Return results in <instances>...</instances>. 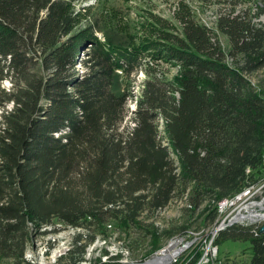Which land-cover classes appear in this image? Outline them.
Here are the masks:
<instances>
[{
  "label": "trees",
  "instance_id": "obj_1",
  "mask_svg": "<svg viewBox=\"0 0 264 264\" xmlns=\"http://www.w3.org/2000/svg\"><path fill=\"white\" fill-rule=\"evenodd\" d=\"M77 1L0 0V261L30 264L31 225L91 230L121 215L136 224L179 191L218 222L219 203L264 178V80H250L264 69V26L246 12L219 17L229 55L243 57L236 68L213 31L184 14L180 47L194 52L179 58L175 82L147 72L130 111L114 75L137 72L144 46L109 45L92 27L76 34ZM260 230L233 225L215 244L249 242V264H264ZM82 237L58 264H76Z\"/></svg>",
  "mask_w": 264,
  "mask_h": 264
},
{
  "label": "rangeland",
  "instance_id": "obj_2",
  "mask_svg": "<svg viewBox=\"0 0 264 264\" xmlns=\"http://www.w3.org/2000/svg\"><path fill=\"white\" fill-rule=\"evenodd\" d=\"M230 10L235 13L246 12L258 27L264 26V0H78L74 9V14L78 16L75 33L92 27L95 36L109 45L144 46L137 72L128 76L120 73L114 75V93L118 96L128 95L127 106L130 111H134L142 83L149 78L147 72L167 82H175L183 70L179 58L185 57V53L194 52L189 44L181 48L180 41H186L182 27L183 15L186 13H191L200 26L213 31L226 54L225 62L228 65L236 68L243 65L242 56L231 58L229 41L218 29L219 17ZM81 57L84 58L83 53ZM83 70L79 67V71ZM250 80L252 86L260 87L264 80V69L253 74ZM5 86L10 88L11 84L6 82ZM131 118L129 114L128 125H132ZM160 130L164 131L162 121ZM173 159L176 160L175 157ZM241 196L242 193L229 200L233 202L225 207H222L223 203L228 200L219 203L218 222L212 221L214 208L206 211L207 203H204L195 209L187 193L182 195L179 191L166 208L146 210L136 224H128L125 215H121L118 220L107 218L103 226L93 225L91 230L72 228L58 221L40 229L31 225L24 260L30 264H58L75 246L76 237L83 235L73 255L76 264L110 261L120 264L143 263L159 256L170 244H180L179 241L182 243L175 249L187 244L190 246L184 253L187 255H183L186 257L184 262L189 261L192 253H188L196 245H203L201 257L208 252L210 262L202 264H249L252 257L249 242L225 241L218 245V250L215 244L220 233L229 228L225 225V229L216 234L222 223L226 220L228 224L243 205L261 201L264 188L253 198L238 201ZM235 225L257 229L264 225V221L256 224L239 222ZM82 247L84 253L79 252ZM14 263L12 259L0 261V264Z\"/></svg>",
  "mask_w": 264,
  "mask_h": 264
},
{
  "label": "bare ground",
  "instance_id": "obj_3",
  "mask_svg": "<svg viewBox=\"0 0 264 264\" xmlns=\"http://www.w3.org/2000/svg\"><path fill=\"white\" fill-rule=\"evenodd\" d=\"M231 220L237 221L238 223L239 222H248L250 224H256V223L263 222L264 221V198L259 202L243 205L241 207V209L239 210L238 215L233 217ZM225 225H226V223L222 224V226L219 227V229L216 231V233L223 231L225 229L224 228ZM179 243L181 244L182 242L179 241ZM180 244H177L178 247ZM187 245H183L182 247H180L178 249H173L171 252L172 255L178 254L181 250H183L181 248L186 247ZM160 256H161V254L158 256L156 261H159L158 264H165L166 261L163 260L164 255L161 257ZM160 260H163V261H160Z\"/></svg>",
  "mask_w": 264,
  "mask_h": 264
},
{
  "label": "built area",
  "instance_id": "obj_4",
  "mask_svg": "<svg viewBox=\"0 0 264 264\" xmlns=\"http://www.w3.org/2000/svg\"><path fill=\"white\" fill-rule=\"evenodd\" d=\"M119 73H121V72H119ZM251 170L249 169V174H251ZM262 188H264V178H262V179H260L258 182H256V183H251L248 187H247V192H242V196H241V198L238 200V201H240L241 199H247V198H253V197H255L256 196V194L257 193H259V190L260 189H262ZM229 202H233V201H226V202H224L223 203V207H225V206H227V204L229 203ZM231 220V219H230ZM229 220V221H230ZM228 221V222H229ZM226 222V220L223 222V223H225ZM222 223V224H223ZM217 234V233H216ZM189 244L186 246V247H183V248H181V249H183V250H181L178 254H176V255H174V258H173V261L171 262V264H191V261H192V259L195 257V255H196V252L195 253H193L195 250H197V251H200L201 253H203V251H204V247H203V245H196V247H194L188 254H191L192 253V255H191V257H190V259H189V261H186V262H184V260H185V258L186 257H183V255H184V253L186 252V251H188L189 250ZM178 249V248H177ZM216 250H218V248L216 247ZM185 255H187V253L185 254ZM184 255V256H185ZM183 257V258H182ZM201 261V262H200ZM208 263V262H210V259L208 258V252H206L205 254H204V256L203 257H201V259L196 263V264H202V263Z\"/></svg>",
  "mask_w": 264,
  "mask_h": 264
},
{
  "label": "water",
  "instance_id": "obj_5",
  "mask_svg": "<svg viewBox=\"0 0 264 264\" xmlns=\"http://www.w3.org/2000/svg\"><path fill=\"white\" fill-rule=\"evenodd\" d=\"M233 220H230L228 222V224H226V227L227 226L231 227V226L235 225L236 223H238L237 221H233ZM260 233L264 235V225L261 227ZM177 244H178V242H174V243L170 244L167 248H165L162 251L161 256L164 255V259L163 260L166 261L165 264H171V262L173 261L174 255H172L171 252H172L173 249H175L177 247ZM157 258H158V256H155V257H153L150 260H147V261H145L143 263H137V264H158L159 261H156ZM163 260H160V261H163ZM122 264H129V263H122ZM131 264H133V263H131Z\"/></svg>",
  "mask_w": 264,
  "mask_h": 264
}]
</instances>
